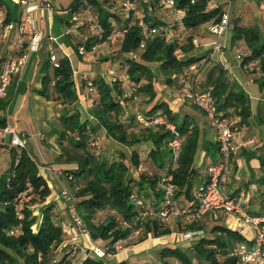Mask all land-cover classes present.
Instances as JSON below:
<instances>
[{"label":"trees","instance_id":"obj_1","mask_svg":"<svg viewBox=\"0 0 264 264\" xmlns=\"http://www.w3.org/2000/svg\"><path fill=\"white\" fill-rule=\"evenodd\" d=\"M131 1H135L136 6H142L141 20L145 27L168 28L177 33L168 14L163 16L162 13L155 12L159 7L157 0ZM176 1L186 9L183 33L188 32V35L183 44L178 38H174L172 42L165 41L162 30L145 39L142 27L138 25L140 19L131 16L132 13L126 18L120 10H113V4L107 5L105 1L99 0H71L66 14L70 17L72 13L81 14L84 10L89 12L96 17L99 31L91 32L84 40L73 37L71 41L68 34H63L60 41L82 58L91 51V47L110 39L115 24L118 23L122 35L119 51L121 55H127L125 77L133 87L131 97L127 98L123 79L106 82L101 77L86 78L90 83L89 94L94 95L88 107V116L93 122L89 119L80 120L78 112L66 108L67 104L75 102L78 97L73 88L72 69L65 55L56 56V66L49 62L47 55L37 70L40 76L37 93L47 100L56 101L64 109L55 118L58 127H55V133L58 141L66 140L67 144L60 147L54 163L72 164V167L61 168L58 176L63 177L64 186L74 197L75 211L88 230L90 239L105 241L103 246H112L119 240H130L137 228H141V233L134 238L136 243L149 236L161 237L204 230L202 220L206 216L196 221H185L183 216H179L163 222L156 215L161 209V183L166 176H172V183L176 188L175 198L179 205L189 210L196 203L194 192L200 186L194 188L196 170L193 169L199 141L198 128L186 115L180 119L177 113L172 112L156 87L157 77L162 76V85L173 87L175 93L180 94L179 76L191 65L208 56L193 53V40L199 35V27L218 21L223 11L221 5L208 8L207 0ZM1 11L0 28L8 23L19 22L17 7L0 0ZM121 15L124 16L123 19ZM61 22L66 26L74 23L70 18L68 21L61 19ZM231 23V45L242 41L249 51L241 59L240 66L247 73L255 75L254 81L261 91L264 88V37L256 26L241 25L236 19H232ZM77 25L79 28L82 25L87 27L84 22ZM141 44L143 49L139 53ZM78 46L83 47V53L77 52ZM177 51L180 52V57L177 56ZM12 55H17L14 49ZM152 63L155 64L154 68L149 66ZM252 63L257 67L258 73L250 71ZM226 74L224 66L217 63L207 72L205 87L201 88L197 84V88L204 90L212 87L211 94L218 110L229 117H239V125L246 124L252 117L246 92L237 82H230ZM82 84L86 85L84 79ZM137 96L143 97L145 110L138 109L125 114L127 107L120 102ZM5 103L6 100L0 99V111ZM126 106H129V102H126ZM137 113L146 119L160 116L175 126L181 139L176 158L168 144L172 139L171 132L164 126H143L137 120ZM255 116L259 123L264 124V103H258ZM4 125L5 120L0 115V127ZM99 129L105 132L106 137L125 147L150 141L153 148L148 157L156 171L140 170L144 160L136 148L130 151L129 156L117 151L116 157L110 159L98 157L88 149L87 143L91 133ZM215 145L219 148L218 143ZM4 147L8 149V156L6 166L0 174V264H69L72 252L70 247L56 250L63 240L60 219H57L52 203L43 205L50 194L45 179L38 173L35 161L25 148ZM259 150L262 155L251 151L247 159L257 158L262 167L264 145ZM133 194L142 200V205L136 204L131 197ZM180 197L184 200L179 201ZM34 207H37L36 212ZM102 212H106V216L99 221L97 215ZM142 213L147 214L141 216ZM245 240L237 230L215 224L204 236L192 243L191 248H188L190 250L172 245L160 248L157 254L160 264H194L193 258L202 264H237V257L230 253ZM80 264L105 262L104 259L85 256Z\"/></svg>","mask_w":264,"mask_h":264},{"label":"crops","instance_id":"obj_2","mask_svg":"<svg viewBox=\"0 0 264 264\" xmlns=\"http://www.w3.org/2000/svg\"><path fill=\"white\" fill-rule=\"evenodd\" d=\"M3 1L9 6L18 8L20 13L19 20L24 19L26 16L31 18L33 29L41 33V39L38 43V49L36 51H30L28 49L31 37L29 26L25 25L21 32L16 28L8 31L0 28V65L3 58L13 54L15 44H20L18 55H23L18 70L13 75L7 87L6 95L2 99L6 100V103L3 110L0 111V115L5 120V125L11 127L22 139H24L26 150L35 161L38 173L45 179L50 193H53L51 191V186L55 184L54 179L57 181L60 179L58 178L57 170L60 168L72 167V164L54 163V158L58 156L60 147L67 143L66 140L58 141L55 133V126L57 125L55 118L58 117L64 109L63 106L56 101L47 100L37 93V90L40 88V76L37 70L46 59L49 48H51L56 56L59 54L64 55L65 51L69 49L60 41L61 35L68 34L71 41L75 37L76 39L84 40L86 37H84L82 30L85 29L82 27L79 28L77 23H72L74 26L71 27V29L70 26L68 27L61 22L62 16L67 12L71 0H26L25 5H18L14 0ZM155 3L157 5V2ZM113 8L116 12L119 10L117 4H113ZM22 9L26 12L23 13ZM2 14L3 11L0 12V17H2ZM206 31V29H202L198 32L199 37H197V39L207 41L209 34L206 33ZM49 37L52 39H49ZM193 53L195 55H202L205 52H202V49L199 50L196 47ZM206 59L200 61V63L204 61H206V63H203V69L201 68L198 72L199 78L197 76V84L201 88L205 87L204 83L206 81L207 72L213 65L219 63L216 60H211L207 63L208 61ZM238 67L242 74H247V71H244L241 66ZM251 76L252 75H247L243 78L249 83L255 84L254 78ZM163 91H159L161 93L160 95L167 101L172 112L177 113L180 119L186 115L187 119L192 121L198 128V148L193 162V169L196 170V173H194V179L196 180L194 188L196 186L198 187L206 181V169L208 165L216 162L219 156L218 148L215 145L217 143L216 132L203 114L198 109L188 106L185 103L186 101L179 97L178 93H171L168 91L170 96L167 97L163 94ZM259 93L260 98L258 99V103H264V88L261 91L259 90ZM86 102H83V105H85ZM133 109L135 111L138 110L137 107H133ZM126 112L127 109H125V114ZM258 121L257 116L252 115L246 124L238 126L239 117H231L232 124H238L236 125L237 131L232 140L235 152L232 155L231 167L223 178L222 188L231 195L242 194V205L246 212L252 216L264 217V166L261 167L257 158L247 159V155L251 151H256L257 155H262L259 147L264 145V132L261 133V129H264L261 127L264 126V124ZM254 122L258 128H261L259 131L258 128H255ZM50 125H52V127H50ZM256 130L258 132H255ZM48 135H50V137L47 139L46 136ZM103 135L105 137L104 131ZM34 138H36L35 142ZM39 143L49 147L50 154L41 153V159L38 161L32 153V150L37 147L42 150L39 147ZM149 143L151 145L149 149L143 150L142 145L138 147L140 157L145 163L150 160L149 158L147 159V157L150 150L153 148L152 143ZM3 148L6 147H0V151ZM150 163L153 165L151 160ZM140 170H144L142 166ZM47 173L51 175L50 178H54L52 182L47 181V176L45 175ZM182 200H184V198L180 197L179 201ZM57 201H60L58 196L53 197L49 194L43 205L52 203L54 212L55 209L58 211L55 212L57 219L61 220L67 218L68 213L66 211L67 206L65 202L61 199L63 204H57ZM216 214V219L213 218L212 213H209L202 220L205 232H208L213 225L221 224L230 229L237 230L248 241L253 237L252 228L250 226H242L234 215L224 213L223 211H217ZM173 234L174 233L161 237L149 236L144 241L138 243L135 242L134 238L124 241L122 242L123 249L117 252V254L108 261L110 264L148 263L147 253L149 251H156L164 246H172L173 243H170L172 242L173 236H175V234ZM94 242L98 245L105 244V241L102 240H94Z\"/></svg>","mask_w":264,"mask_h":264},{"label":"built area","instance_id":"obj_3","mask_svg":"<svg viewBox=\"0 0 264 264\" xmlns=\"http://www.w3.org/2000/svg\"><path fill=\"white\" fill-rule=\"evenodd\" d=\"M229 1H227V6L223 9L219 20L209 23L207 27L208 33L216 39L212 42V50H216L218 52L223 50L224 46L220 44V41L230 25ZM14 2L18 5L26 4V0H14ZM119 2L126 18H129L132 13L131 16H136L140 19L138 25L142 27L145 39L162 30L164 32L165 41H173L174 36L170 29L162 27H145L143 21L141 20L142 17L135 12L137 7L135 1L120 0ZM157 2L158 6L170 15L173 25L176 26L177 32L180 33L185 31L183 21L186 15V9L179 6L176 0H157ZM22 11L23 13L26 12L24 9H22ZM70 20L77 24L84 22L87 25L88 30L92 33H97L99 31L96 23V17L85 10L81 14L72 13ZM25 25L29 26L31 34L28 49L30 51H36L38 49V43L41 39V33L33 29V22L31 18L26 16L24 19H20L16 24L8 23L3 27V29L8 31L16 28L21 32ZM49 39L52 38L49 37ZM193 44L195 47H199L200 43L197 38L193 40ZM94 47L95 46L91 47V50H93ZM142 47L143 44H141L140 48ZM14 50L17 55L6 56L0 65V99L5 97L7 87L10 84L13 75L18 70V66L23 57V55H18L20 51V44H15ZM77 52L83 53V47L78 46ZM176 54L178 57L181 55L179 51H177ZM48 59L52 65L56 66L57 58L51 48L48 50ZM220 63L223 65L221 60ZM197 66V63L191 65L187 71L179 76V82L181 84L179 97L196 107L207 119L210 126L215 130L216 141L219 146V156L216 162L208 165L206 169V181L195 190L194 196L196 203L190 210L185 206L182 207L179 205L175 198L176 188L172 183V176H166L161 183V188L163 190L161 209L156 215L160 221L167 222L179 216H183L185 221L202 220L209 213H212L213 218L216 219L217 211L232 214L238 222L245 223L252 228L253 237L249 241L245 240L239 243L230 254L237 257V264H264V217L252 216L246 212L242 205V194L231 195L225 192L222 188L223 178L231 167L232 153L234 150V146L232 144L234 130L231 117L218 110L215 100L211 94L212 87H208L204 90L197 88L198 82L196 78L199 72ZM84 80L86 82V86L89 87V80L86 78ZM136 117L143 126H164L171 132L172 139L168 144L172 148L174 158H176L181 147V139L175 126L160 116L146 119L142 114L137 113ZM2 146H9L16 149H26L24 139H22L15 130L7 125L0 127V147ZM58 194L67 206L68 219H61L59 221V226L64 237L56 250H60L67 245L70 247L72 252L69 264H80L81 259L85 256L109 260L112 259L117 252L123 249L121 240L115 242L112 246L98 245L92 241L89 237L88 230L85 228L80 217L75 211V200L71 192L65 186H62ZM131 197L135 200L137 205H142L141 199L136 198L134 194ZM146 214L147 213H142L141 216ZM140 233L141 228L135 229L130 239L136 238L140 235ZM176 234L178 241L176 245H185L186 247L191 248L192 243L198 238L204 236L206 232L201 229ZM76 252L81 254V258L78 260H72Z\"/></svg>","mask_w":264,"mask_h":264},{"label":"rangeland","instance_id":"obj_4","mask_svg":"<svg viewBox=\"0 0 264 264\" xmlns=\"http://www.w3.org/2000/svg\"><path fill=\"white\" fill-rule=\"evenodd\" d=\"M112 1V2H111ZM120 0H105L106 3L108 4H117L118 9L122 11V8L120 6ZM208 1V8H213L215 6L221 5L222 8L224 9L227 6V1L229 0H207ZM107 4V5H108ZM229 13H230V25L225 33V35L223 36V38L220 41V44H222L223 50L221 52H218L216 50H212V42H214L216 39L215 37H213L211 34L208 35V40L207 41H202L200 39H198L200 45L199 47H197L199 50L202 49V52H205L203 54H208L207 56V63H209V61H218L220 63H223L224 68L227 71V75L226 78L230 81V82H237L238 85L246 92L247 98H248V102H249V107L250 110L252 112V115L256 114V109H257V105H258V99L260 98V93H259V87L257 83H249L248 81H246L243 77L247 76V75H252L251 77L254 78L255 75H253V73H245L242 74L240 72V68L238 66H240L241 64V59L246 56L248 54V49L246 48V45L241 41L237 44H235L234 46L231 45L230 42V38H231V33H232V23L231 20L232 19H236L240 22L241 25H246V26H256L260 29L262 36L264 37V0H260L259 2L256 0H230L229 1ZM135 12L137 14L140 15V17H142L143 14V8L142 6L138 5L136 7ZM156 13H162L163 16L165 14H168L165 10H162L160 7H157L155 9ZM169 15V14H168ZM167 18L169 17L166 16ZM69 16L68 14H64L62 16L63 20H69ZM124 16L121 15V19H123ZM64 24V23H63ZM209 24H205L199 27L200 30H198V32H200L202 29H206L208 27ZM74 24H70V28L73 27ZM69 27V26H68ZM82 28H84L85 30H82V33L84 35V37H89L92 33L89 32V30L87 29V27L85 25H82ZM72 29V28H71ZM207 33V31H206ZM204 34V33H203ZM188 35V32H182V33H173L174 38H178L180 40V43L183 44L186 41V37ZM87 37V38H88ZM121 32H120V27L119 24H115L114 27V32H112L111 34V38L106 40L105 42L101 43V44H96L94 45V49L85 53V55L82 58H79L78 55L70 48L67 49L65 51V56L67 57L68 61H69V65L72 69V80H73V88L74 91L77 95V100L71 104H67L66 108H68V110L70 111H76L79 114V118L80 120H85V119H89L90 122H93V119H91L90 116H88V107H89V101L93 98L94 99V95L89 94V88L86 85H83V79L88 78V79H94L96 77H101L103 78L106 82H110L114 79H123L124 80V87L126 90V97L130 98L131 94H132V86L129 82H127V79L125 77V68H126V58L127 55H121L120 51H119V46H120V41H121ZM199 37V36H197ZM179 43V44H180ZM143 48H141L138 52L140 53L142 51ZM194 49H196V47H194ZM203 63H206V61L200 63L198 62V66L197 69H199V71L201 70ZM208 65V64H207ZM151 68L155 67V64L152 63L149 65ZM252 68V72H257L258 70L256 69L257 67L254 66V63H252L251 67ZM203 69V68H202ZM245 71V69H244ZM198 78H199V74H197ZM196 78V80L198 79ZM157 81L158 84H156L158 90L163 91V94L167 97L170 96L169 92L171 93H175V89L169 88L168 86H163L162 85V81L163 78L162 76H158L157 77ZM167 90V91H165ZM169 91V92H168ZM161 97H163L161 95ZM175 97V96H174ZM143 97H139L137 96V98H132V100H128L126 102H129V106H126V102L125 101H121L120 103L124 106L125 108L127 107V112L130 113L132 111H134L133 107H137L140 110H145L146 108V104L144 103V100L142 99ZM92 99V100H93ZM87 101V102H86ZM83 102H86L85 105H83ZM188 106H192L189 102H185ZM193 107V106H192ZM236 125L235 124L233 126V130H234V135L236 130ZM240 126V125H238ZM254 126L255 128H258V126H256V123L254 122ZM50 127H52V125H50ZM56 129H58L57 126H55ZM261 128H264V126H262ZM258 128V131L259 129ZM257 130L255 132H258ZM56 132V131H55ZM264 132V129H261V133ZM90 141L87 143V147L90 151H92L94 154H96L98 157H105V158H111V157H116L117 151L123 152L126 156L130 155V151L134 148H136V150H139V146L142 145L143 146V150H146L147 148L149 149L150 145V141H143L133 147H125L119 143H117L115 140L109 138V137H104L103 135V130L99 129L97 131H95L94 133H91L90 135ZM47 139L48 137H50V135L46 136ZM34 138V142H35ZM65 141V140H63ZM67 144V143H66ZM39 147L42 149L40 150L38 147L37 148H33L32 153L34 154L35 158L39 161L41 159V153L43 154H50L49 153V147H47L46 145H43L42 143H39ZM235 149L233 150L232 155L234 154ZM7 156H8V149L7 148H3L0 151V174L3 172L5 166H6V160H7ZM149 157H147L148 159ZM252 159V158H251ZM250 160V159H249ZM51 162V161H50ZM145 161H143L142 167H143V171L146 172H153L155 171V166L151 165L150 160H148L145 164ZM154 166V167H153ZM58 173L62 171V169H58L57 170ZM57 173V174H58ZM47 176V181L52 182L53 179L50 178L51 175L50 174H45ZM60 178L59 181H57L56 179H54L55 184L53 186H51V191L53 193H50L51 196L53 197H57L60 199V201H57V204H63V202L61 201V198L59 197V190L62 188V186H64V180L63 177H58ZM55 186V187H54ZM36 212L37 207L33 208ZM66 209V208H65ZM67 211V209H66ZM55 212L56 211L55 209ZM67 214V213H66ZM106 216V212H102L99 213L97 215V218L99 221L103 220ZM67 218H65L64 220H67ZM240 224H242V226H249L246 225L245 223L240 222ZM175 236H173L172 238V242L170 244L173 243V245H176L178 243L177 241V234L174 233ZM173 234V235H174ZM64 237V236H63ZM60 244V243H59ZM68 246V245H67ZM178 246V245H177ZM184 250H190L188 249V247H186L185 245L182 246H178ZM159 249H157L156 251H149L147 254V261L148 263H152V264H160V260L158 259V252ZM81 258V254L79 252H76L74 258L72 260H78ZM193 263L194 264H202L200 262H198L197 260H195V258H193ZM105 264H110L108 260L104 259ZM174 264H178V263H174Z\"/></svg>","mask_w":264,"mask_h":264}]
</instances>
